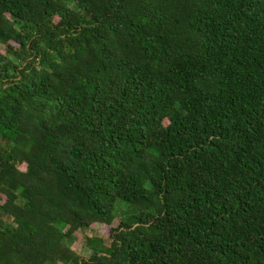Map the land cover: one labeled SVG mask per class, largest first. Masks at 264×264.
<instances>
[{"label": "trees", "instance_id": "trees-1", "mask_svg": "<svg viewBox=\"0 0 264 264\" xmlns=\"http://www.w3.org/2000/svg\"><path fill=\"white\" fill-rule=\"evenodd\" d=\"M0 49V264H264V0H0Z\"/></svg>", "mask_w": 264, "mask_h": 264}, {"label": "rangeland", "instance_id": "rangeland-1", "mask_svg": "<svg viewBox=\"0 0 264 264\" xmlns=\"http://www.w3.org/2000/svg\"><path fill=\"white\" fill-rule=\"evenodd\" d=\"M0 52H2V49H0ZM21 169H24V165H20ZM118 223V220L116 219L113 222V225H116ZM109 227L108 225L105 224H100V223H94L91 224L89 227L86 229L80 231L77 233L78 235V242L74 243V246H72V249L81 257L83 258H88L91 255V250L90 248L85 244V238L88 236H96V237H102L103 241L106 244L110 243V238H109Z\"/></svg>", "mask_w": 264, "mask_h": 264}]
</instances>
